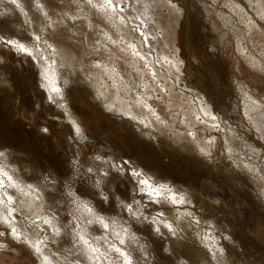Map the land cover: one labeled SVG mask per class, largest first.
Returning a JSON list of instances; mask_svg holds the SVG:
<instances>
[{
    "label": "rangeland",
    "instance_id": "374dc122",
    "mask_svg": "<svg viewBox=\"0 0 264 264\" xmlns=\"http://www.w3.org/2000/svg\"><path fill=\"white\" fill-rule=\"evenodd\" d=\"M20 1H23V3L21 2L22 6L18 7L12 0H0V154L2 155L0 159V205L6 208V210H10V208L15 210L16 207V203L12 207V202H7L8 199L5 196V193H9L10 190L8 186L9 179L6 177V171L10 170L8 173L12 174L11 177L15 182L19 185H24V188H31V193L27 192L25 196L26 198H31L33 194L32 201L36 199L34 201L35 204H41L42 210L39 212V216H27L13 210L15 215H13L14 220L12 222L10 221L7 224L0 222V264H40L36 257L37 255L35 256V253L29 247L27 248L24 242L25 237L23 238V236L25 230H33L34 232L37 230L39 233L35 232L36 236H38V238L36 237L37 241H40L43 245L45 243V248L52 251L50 252L55 255V259H59L60 264H93V261L94 264H98V262L101 264H118L119 262V264H226V262L227 264H264V200H261L264 199V141L261 140L258 131L253 128L252 121L244 111V108L249 106L248 96L256 102H260L259 104L264 109V57H262V55L264 56V22L263 20L260 21L261 19L257 18V15H254L255 12L252 11L251 7H246L245 2H243L244 0H165V3L164 0H153V2L152 0H140V4L136 2L138 0H107L109 3H105L104 1L106 0ZM101 1L111 6L113 14L116 13L118 16L115 15L120 17L123 24H126L127 27L128 25L131 26L128 27L131 31H129V34L132 37L129 43L120 34L116 26L114 27V25H110L107 22L103 25V21H100L101 4L104 5ZM142 2H152V4H149H151L153 12L155 11L156 17L164 19L168 16L172 17L176 26H174L175 33L172 41L169 43L170 45L165 47L161 45L159 40L163 36L160 35L162 31L158 28L156 29L153 23L148 22L146 18L144 20L142 16L140 18L143 22L140 23L141 20L138 17V12L142 9ZM79 4L81 5L79 6ZM94 4H98L99 6L96 7ZM139 5L141 6L139 7ZM170 5L172 8L177 9L170 11ZM233 5L234 8L232 7ZM94 6L95 8H93ZM22 7L23 10H21ZM249 7L250 9H247ZM132 8H134V11ZM41 9L43 11H39ZM131 11L135 14L133 15ZM94 13H97L98 16ZM175 13L179 14L175 16ZM53 14L58 15L55 17ZM78 15H80L79 19ZM128 15L130 18L133 16L131 18L132 21ZM247 16L249 20L246 18ZM24 17L32 20L28 21ZM57 17L60 19L55 21ZM81 17L85 18L82 20L83 23L81 22ZM179 17L181 21H179ZM51 18H54L56 22L53 23L54 25ZM47 20L52 22L48 23ZM38 22L41 23L38 24ZM249 22L250 26H255V31H259L261 27V32L252 33L249 30L245 31L249 27ZM55 24H57L56 27ZM90 24L92 25L90 26ZM52 25L56 30H59L56 31ZM65 26L71 31L67 28L65 29ZM107 26H109V29ZM242 26H246V28L244 27V29ZM132 27H135V29ZM231 27L233 28L231 29ZM242 29L245 33L241 32ZM146 33L148 35H145ZM154 33L155 35H153ZM214 35L215 37H213ZM35 36L37 39L33 38ZM53 36L58 37L53 38ZM139 36L141 38L147 37L148 41L146 39L143 40V38L141 40ZM151 36L153 37L151 38ZM246 38L247 40H245ZM136 40L139 43L141 42V46ZM145 41L149 44H145ZM79 42L80 45L78 44ZM216 42L221 44H219L220 47ZM245 42L247 43L245 44ZM225 43L226 45H224ZM159 45H161V48ZM17 46H23L26 49L20 52V47L18 48ZM151 46L154 48L151 49ZM237 46L241 47L240 50ZM27 47H32L31 51ZM117 47L120 48L117 49ZM54 48L58 51L60 50L62 53L68 50L65 56L66 59L67 57L68 59L70 58L71 62L69 59L66 62L67 64L65 63L66 66L55 65ZM122 48L126 49L125 52ZM157 48L160 49L158 50ZM139 49L140 51L144 49L145 52H139ZM114 50H116V53L118 50L124 53L121 54L120 52L119 54L118 52L117 57ZM105 51L108 53H105ZM165 51H168L167 54ZM146 52H148V56ZM100 53L103 55L101 56ZM125 53L126 55H124ZM120 55L126 59L124 58V60ZM161 55L162 57L159 58ZM246 56L252 60L250 58L247 60ZM117 58L118 61H116ZM127 61L131 62L127 63ZM246 62L248 64L251 62L252 64L249 66ZM260 63L262 64L260 65ZM175 64H177L179 69L178 72L174 71ZM256 65L262 70H258L257 72L258 67ZM125 67L128 69H124ZM152 70L154 71L153 73ZM46 72L48 74L44 75L43 73L46 74ZM121 72H123L122 75ZM49 73L53 77L49 78ZM163 74L165 76H162ZM178 74L180 75L177 76ZM159 75L160 77H158ZM168 75H170V79ZM137 76L138 79L136 78ZM161 76L163 79H161ZM116 78L118 79L117 82ZM113 79H116L115 82ZM162 81H164V85ZM94 84L95 86H93ZM132 85L135 86L132 87ZM102 86L106 90L107 88L111 90L108 93H111L113 96L110 94L109 100L107 99L108 95L104 98H99L98 88L103 89ZM123 86L125 90L122 93ZM128 86L131 87L128 88ZM168 86H172L174 89ZM166 88L167 90H165ZM130 89L132 90L130 91ZM51 92L53 94H50ZM242 92L247 93L243 94ZM55 93L56 95L60 94L61 98H56ZM122 94H125V97L121 96ZM167 94L172 96L170 97ZM140 95L141 98L139 97ZM177 95H180L181 99ZM116 96L124 98L125 102L132 105L130 110L135 112H133L134 117L129 116L127 118L122 112H120L121 115L119 114V111H117L119 106L113 100ZM127 96L129 99L126 98ZM183 96L185 97L184 99L182 98ZM102 99L108 101L105 102ZM142 99L145 101H142ZM108 102L113 103L112 105L116 107H110V103ZM199 102L200 104L205 102L209 105L213 113L212 119L198 112ZM167 103L176 104L177 108H175V105L166 107ZM245 103L247 104L245 105ZM187 108L194 110L192 112V121H194L193 124L196 122L195 128L193 125L189 127L185 124V127L183 126L184 120L181 111H187ZM108 109H111V111ZM178 109H181V111ZM173 113H175L176 117ZM132 118L134 119L132 120ZM180 119H182V122H180ZM150 120L151 124L149 123ZM172 121H175V123H171ZM153 124L154 126H152ZM162 126L165 127L162 128ZM206 128H209L210 131ZM170 131L173 135L175 133V138ZM141 133H146L145 137ZM165 133H167V136ZM177 133L178 135L180 134V139H176ZM230 136L234 139L232 140ZM196 139L202 148H206L204 151L206 153H199L196 149V142H194ZM233 142L235 145H233ZM238 149L239 151H236ZM235 160L238 162L236 161L235 163ZM231 168H236L237 171ZM259 168L261 169L259 170ZM111 173L113 176H111ZM149 173L152 177L148 176ZM109 184H111V187ZM156 190L161 191V194L157 193ZM3 194L4 197L2 196ZM37 196H39V199L36 198ZM175 203L176 205H174ZM177 204H180V206ZM94 211L100 220L97 221V224L88 221V215ZM185 211H188V213H185ZM128 212L130 213L128 214ZM168 212L172 213L169 214ZM163 213L165 214L163 215ZM170 215L173 221H171ZM83 220L85 221L82 222ZM14 222L19 223L16 224L17 227L14 225ZM54 223H57V226ZM197 223L200 225L198 226ZM193 225L196 226L193 227ZM220 227L222 228L218 229ZM12 228H14V231ZM157 228L160 230L164 229L165 233L163 231L159 233L158 231L160 230ZM51 229L52 231L55 230V233H58L60 230L61 232L57 235ZM83 229L85 238L87 239L84 245L81 238L78 237L80 235L79 230L82 231ZM116 229L120 232L128 229L135 239L132 238L130 240L126 238L127 240L121 242L118 234L114 231ZM21 232L23 233L21 234ZM65 232H67L66 235ZM87 233L90 234L88 235ZM46 236L48 240L45 241L47 239ZM51 237L54 238L51 239ZM86 244L87 246H85ZM234 244L236 248H234ZM83 249L87 255H85ZM120 250L124 254H128L129 262H123L120 253H117ZM92 252L94 253L92 254ZM131 252L132 255H130ZM90 254L96 258L91 260ZM222 254H224V257ZM201 256L203 257L201 258ZM88 258L89 260L87 261ZM110 258L111 261H109ZM130 258L135 259V263ZM198 260H201L202 263ZM202 260L205 261L203 262Z\"/></svg>",
    "mask_w": 264,
    "mask_h": 264
},
{
    "label": "bare ground",
    "instance_id": "6f19581e",
    "mask_svg": "<svg viewBox=\"0 0 264 264\" xmlns=\"http://www.w3.org/2000/svg\"><path fill=\"white\" fill-rule=\"evenodd\" d=\"M8 1V0H7ZM15 4H16V6H22L21 5V2L23 3V1H20V0H12ZM83 1V0H82ZM86 1V0H85ZM88 1H90V0H88ZM100 1V0H99ZM104 1V0H103ZM109 1V0H108ZM107 0L106 1H104L105 3L107 2V3H109ZM146 1V0H145ZM151 1V0H150ZM168 1V0H167ZM35 2H36V0H35ZM75 2V1H74ZM104 2H102L101 1V3H103L104 4ZM113 2V1H112ZM111 2V3H112ZM136 2H139V4H140V0H138V1H136ZM152 2H153V0H152ZM152 2H149V3H151L152 4ZM240 2V1H239ZM243 2H245V4H246V7H248V6H250L251 7V9H252V11L253 12H255L254 13V15H257L256 17L257 18H260L261 20L260 21H262L263 20V22H264V0H244ZM34 3V2H33ZM38 3V2H37ZM79 3V2H78ZM82 3V2H81ZM114 3V2H113ZM143 3V6H141V5H139V7L141 6L142 7V9H141V11L140 10H138V11H140V12H138L139 13V18H140V16H142V18H144V20H145V18L148 20V22L150 21L151 23H153L154 25L153 26H155L156 27V29L158 28L159 30H161L162 31V33L160 34L162 37H161V39H160V37H159V42L161 43V45L163 46V47H165V46H168V45H170L169 43L172 41V39H173V36H174V33H175V31H174V26H176L175 24H174V21H173V19H172V17L170 18L169 16L166 18L165 17V19L164 18H159V17H156V14L153 12V9H152V6H151V4H149V3H145V2H142ZM164 3H165V0H164ZM168 3V2H167ZM215 3V2H214ZM241 3V2H240ZM91 4V3H90ZM229 4H231V3H229ZM30 5V4H29ZM38 6H40L39 4H37ZM73 5V4H72ZM81 4H79V6H80ZM95 5V4H94ZM135 5H137V4H135ZM134 5V6H135ZM155 5V4H154ZM161 5V4H160ZM242 5V4H241ZM35 6V5H34ZM33 6V7H34ZM38 6H36V7H38ZM83 6V5H82ZM87 6V5H86ZM93 6V5H92ZM96 7H98L99 5L98 4H96L95 5ZM95 6L93 7V8H95ZM101 6H102V8H100V21L102 20L103 21V25L105 24V22H107V23H109L110 25H114V27L116 26V28H118V31L120 32V34H122L123 36H124V38L125 39H127L126 41L129 43L130 42V40H131V35L129 34V29H128V27L130 26V25H128V27L126 26V24H123L121 21V19H120V17H117L115 14H113V10L110 8L111 6H108V4H104V5H102L101 4ZM156 6H158V5H156ZM166 6H168L167 4H166ZM173 6V5H172ZM236 6H237V4H236ZM75 7V6H74ZM77 7V6H76ZM91 7V6H90ZM170 7H171V5H170ZM177 7H178V5H177ZM233 8H234V5L232 6ZM245 7V6H244ZM250 7L249 8H247V9H250ZM17 8V7H16ZM16 8H14V9H16ZM112 8H113V6H112ZM131 8V7H130ZM137 8V7H136ZM163 8V7H162ZM165 8V7H164ZM169 8V7H168ZM236 8V7H235ZM36 9H38V8H36ZM40 9V8H39ZM43 9V8H42ZM39 10V11H43V10ZM92 9V8H91ZM133 9V11H134V8H132ZM154 9H155V7H154ZM175 9H177V8H175ZM175 9L174 8H172L171 7V10L170 11H175ZM224 9V8H223ZM229 9V8H228ZM232 9V8H231ZM7 10V9H6ZM21 10H23V7H22V9ZM34 10V9H33ZM32 10V11H33ZM45 10H47V9H45ZM86 10V9H85ZM128 10V9H127ZM131 10V9H130ZM136 10V9H135ZM155 10H157V9H155ZM230 10V9H229ZM235 10V9H234ZM238 10V9H237ZM8 11V10H7ZM6 11V12H7ZM90 11V10H89ZM92 12H93V10H91ZM96 11H97V9H96ZM119 11V10H118ZM232 11V10H231ZM230 11V12H231ZM239 11V10H238ZM5 12V13H6ZM18 12V11H17ZM21 12V11H20ZM45 12V11H44ZM82 12V11H81ZM99 12V11H98ZM97 12V13H98ZM114 12H116V11H114ZM132 12V11H131ZM137 12V11H136ZM159 12H161V11H159ZM168 12V11H167ZM182 12V11H181ZM234 12V11H233ZM236 12V11H235ZM242 12H243V10H242ZM251 12V11H250ZM19 13V12H18ZM36 13H37V10H36ZM47 13V12H46ZM49 13H50V11H49ZM77 13V12H76ZM88 13V12H87ZM86 13V14H87ZM95 14L96 16H98V14ZM130 13V12H129ZM133 13V15L135 14L134 12H132ZM156 13H157V11H156ZM173 13V12H172ZM224 13V12H223ZM229 13V12H228ZM252 13V12H251ZM11 14V13H10ZM9 14V15H10ZM26 14V13H25ZM34 14H35V11H34ZM45 14V13H44ZM48 14V13H47ZM51 14V13H50ZM77 14H80V13H77ZM84 14V13H83ZM94 14H93V16H94ZM120 14V13H119ZM125 14V13H124ZM179 14V13H175L174 15L175 16H177V15ZM181 14V13H180ZM225 14V13H224ZM234 14V13H233ZM238 14V13H237ZM241 14V13H240ZM243 14H245V13H243ZM242 14V15H243ZM249 14V13H248ZM15 15H16V13H15ZM22 16H23V14H21ZM27 15V14H26ZM37 15V14H36ZM46 15V14H45ZM52 15V14H51ZM53 15H55V14H53ZM58 15V14H57ZM57 15H55V17L57 16ZM85 15V14H84ZM90 15V14H89ZM161 15V14H160ZM170 15V14H169ZM218 15V14H217ZM239 15V14H238ZM241 15V16H242ZM79 16L80 15H78L77 17H78V19H79ZM88 16V15H87ZM129 16V15H128ZM162 16V15H161ZM234 16V15H233ZM31 17V16H30ZM47 17V16H46ZM54 17V16H53ZM76 17V16H75ZM83 17V16H82ZM81 17V18H82ZM85 17V16H84ZM90 17V16H89ZM121 17H122V15H121ZM124 17H126V16H124ZM123 17V18H124ZM133 17V16H132ZM131 17V18H132ZM137 17V16H136ZM244 17H245V15H244ZM255 17V16H254ZM24 18H26V17H24ZM34 18V17H33ZM49 18H50V16H49ZM73 18V17H72ZM96 18V17H95ZM130 18V16H129V19H131ZM157 18V19H156ZM180 18V17H179ZM226 18V17H225ZM239 18V17H238ZM237 18V19H238ZM242 18V17H241ZM246 18H248V16L246 17ZM246 18H243V19H246ZM27 19V18H26ZM51 19H53V22H52V24L55 22V21H57V19H60L59 17H57V18H55L56 20L54 21V18H51ZM83 19H85V18H82L81 19V22H82V20ZM97 19V18H96ZM125 19V18H124ZM127 19V18H126ZM129 19H127V20H129ZM254 19V18H253ZM28 20V19H27ZM29 20H32V19H29ZM28 20V21H29ZM35 20V19H34ZM94 20V19H93ZM140 20H141V18H140ZM233 20V19H232ZM241 20V19H240ZM248 20H249V18H248ZM38 21V20H37ZM48 21V20H47ZM59 21V20H58ZM61 21V20H60ZM86 21V20H85ZM84 21V22H85ZM131 21H132V19H131ZM179 21H181V18L179 19ZM242 21V20H241ZM257 21H259L258 19H257ZM50 21H48V23H51ZM79 23H80V21H78ZM87 22V21H86ZM85 22V23H86ZM97 22H99V21H97ZM127 22V21H126ZM128 22H130V20L128 21ZM127 22V23H128ZM141 22H143V20H141L140 21V23ZM146 22V21H145ZM144 22V23H145ZM178 22V21H177ZM232 22V21H231ZM35 23H37V22H35ZM39 23H41V22H38V24ZM43 24H44V22H42ZM56 23V22H55ZM58 23V22H57ZM76 23V22H75ZM83 23V22H82ZM91 23V22H90ZM100 23V22H99ZM179 23V22H178ZM178 23H176V24H178ZM233 23V22H232ZM238 23V22H237ZM240 23V22H239ZM248 23V22H247ZM252 23H253V21H252ZM261 23V22H260ZM31 24V23H30ZM29 24V25H30ZM59 24V23H58ZM61 24V23H60ZM130 24V23H129ZM150 24V23H149ZM148 24V25H149ZM235 24V23H234ZM233 24V25H234ZM243 24V23H242ZM259 24V23H258ZM35 25V24H34ZM37 25V24H36ZM50 26H51V24H49ZM48 25V26H49ZM54 25V24H53ZM53 25H52V27H53ZM56 25L57 24H55V27H56ZM64 25V24H63ZM79 25V24H78ZM87 25V24H86ZM89 25V24H88ZM92 24H90V26H91ZM108 25V24H107ZM142 25V24H141ZM147 25V24H146ZM226 25V24H225ZM230 25V24H229ZM241 25V24H240ZM244 25V24H243ZM247 25V24H246ZM260 25V24H259ZM31 26V25H30ZM44 26V25H43ZM49 26V27H50ZM76 26V25H75ZM84 26V25H83ZM96 26V25H95ZM143 26V25H142ZM153 26H152V24H151V27L153 28ZM179 26H180V24H179ZM209 26V25H208ZM235 26H236V24H235ZM249 27H247L246 28V26H242L244 29H245V31L246 30H249L250 32H252V33H255V32H261V30L260 29H262L261 27L259 28V26H258V28H259V31H255L256 30V28H255V26L253 27V26H250V22H249V25H248ZM35 28H36V26H34ZM39 27V26H38ZM55 27H53L54 29H55ZM59 27V26H58ZM57 27V28H58ZM61 27H63V26H61ZM60 27V28H61ZM85 27V26H84ZM83 27V28H84ZM94 27V26H93ZM108 27V29H109V26H107ZM131 27V26H130ZM230 27V26H229ZM32 28H33V26H32ZM47 28V27H46ZM67 27L65 26V29H66ZM72 28V27H71ZM90 28V27H89ZM88 28V29H89ZM95 28V27H94ZM132 28H134L135 29V27H132ZM146 28V27H145ZM144 28V29H145ZM147 28H149V27H147ZM227 28V27H226ZM233 27H231V29H232ZM237 28V27H236ZM30 29H31V27H30ZM36 29H38V28H36ZM36 29H35V31H36ZM68 29V28H67ZM91 29H93V28H91ZM136 29H137V27H136ZM151 29V28H150ZM240 29V28H239ZM263 29H264V27H263ZM56 30V29H55ZM57 30H59V29H57ZM56 30V31H57ZM62 30V29H61ZM69 30V29H68ZM154 30V29H153ZM177 30V29H176ZM214 30V29H213ZM235 30V29H234ZM37 31H39V30H37ZM69 31H71V30H69ZM75 31V30H74ZM93 31V30H92ZM110 31V30H109ZM114 31L116 32V30L114 29ZM136 31V30H135ZM141 32H142V30H140ZM144 31V30H143ZM146 31V30H145ZM156 31V30H155ZM158 31V30H157ZM178 31V30H177ZM244 30L242 29V31L241 32H243ZM65 32V31H64ZM76 32V31H75ZM106 32H108L107 30H106ZM131 32V31H130ZM147 32V31H146ZM150 32V31H149ZM152 32V31H151ZM240 32V31H239ZM263 32V31H262ZM45 33H46V31H45ZM50 33V32H49ZM48 33V34H49ZM55 33V32H54ZM53 33V34H54ZM61 33V32H60ZM72 33V32H71ZM77 33H79L78 31H77ZM94 33V32H93ZM113 33V32H112ZM136 33V32H135ZM143 33H145V32H143ZM148 33V32H147ZM145 34V35H148V34ZM156 33V32H155ZM155 33L153 34V35H155ZM237 33V32H236ZM235 33V34H236ZM243 33H245V32H243ZM248 33V32H247ZM264 33V32H263ZM32 34V33H31ZM50 34H52V33H50ZM56 34V33H55ZM65 34V33H64ZM68 34V33H67ZM214 34V33H213ZM233 34V33H232ZM262 34V33H261ZM66 35V34H65ZM73 35V34H72ZM119 35V34H118ZM132 35H133V33H132ZM137 35V34H136ZM151 35V34H150ZM242 35V34H241ZM247 35V34H246ZM245 35V36H246ZM49 36V35H48ZM47 36V37H48ZM71 36V35H70ZM70 36H68V37H70ZM91 36V35H90ZM97 36V35H96ZM142 36H143V34H142ZM260 36H262V35H260ZM46 37V38H47ZM50 37V36H49ZM48 37V38H49ZM58 37V36H57ZM57 37H55V36H53V38H57ZM76 37V36H75ZM75 37H73V38H75ZM79 37V36H78ZM108 37H109V34H108ZM118 37V36H117ZM120 37V36H119ZM134 37H136V36H134ZM140 37V36H139ZM138 37V38H139ZM144 37V36H143ZM142 37V38H143ZM146 37V36H145ZM153 36H151V38H152ZM213 37H215V35L213 36ZM217 37V36H216ZM220 37V36H219ZM218 37V38H219ZM224 37V36H223ZM241 37H244V36H241ZM256 37V36H255ZM33 38H36L37 39V37L35 36V37H33ZM72 38V39H73ZM115 38V37H114ZM122 38V37H121ZM121 38H119V39H121ZM141 38V37H140ZM142 38H141V40H142ZM147 38V37H146ZM146 38H143V40L144 39H146ZM155 38V37H154ZM235 38V37H234ZM248 38V37H247ZM247 38L245 39V40H247ZM264 38V37H263ZM59 39V38H58ZM92 39V38H91ZM118 39V38H117ZM135 39V38H134ZM241 39V38H240ZM257 39V38H256ZM78 40H79V38H78ZM77 40V41H78ZM103 40V39H102ZM124 40V39H123ZM138 40V39H137ZM136 40V41H137ZM147 40V39H146ZM217 40V39H216ZM250 40H251V38H250ZM49 41H50V39H49ZM84 41V40H83ZM92 41V40H91ZM115 41V40H114ZM133 41V40H132ZM148 41V40H147ZM156 41V40H155ZM219 41H222V40H219ZM219 41H217V42H219ZM12 42V41H11ZM10 42V43H11ZM73 42V41H72ZM124 42V41H123ZM138 43H139V41H137ZM157 42H158V40H157ZM156 42V43H157ZM158 42V43H159ZM216 42V43H217ZM236 42H238V41H236ZM248 42V41H247ZM247 42H245V44L247 43ZM17 43V42H16ZM128 43H126V44H128ZM141 43V42H140ZM140 43H139V45H140ZM148 43V42H147ZM146 43V41H145V44H147ZM158 43H157V45H158ZM250 43V42H249ZM255 43V42H254ZM253 43V44H254ZM258 43V42H257ZM20 44L22 45V43L20 42ZM79 45H80V42L78 43ZM90 44H92V43H90ZM89 44V45H90ZM112 44H113V42H112ZM126 44H124V45H126ZM149 44V43H148ZM218 45L220 44V43H217ZM24 45V44H23ZM33 45V44H32ZM87 45V44H86ZM117 45H118V43H117ZM124 45H123V47H124ZM161 45H159L160 46V48H161ZM221 45V44H220ZM220 45H219V47H220ZM224 45H226V43L224 44ZM238 45H239V43H238ZM52 46V45H51ZM121 46V45H120ZM127 46V45H126ZM134 46V45H133ZM141 46V45H140ZM142 46H144V45H142ZM153 46V45H152ZM151 46V49L152 48H154V47H152ZM155 46V45H154ZM240 46V45H239ZM239 46H237L238 47V49L240 50V48L241 47H239ZM244 46V45H243ZM15 47V46H14ZM18 47V46H17ZM20 47V48H19ZM18 48L20 49V52H21V50H23V51H25V49L26 48H24L23 46H19ZM34 47V46H33ZM80 47V46H79ZM131 47V46H130ZM146 47V46H145ZM148 47V46H147ZM156 47V46H155ZM222 47V46H221ZM28 48V47H27ZM32 48V47H31ZM31 48H28L29 49V51H31L30 49ZM105 49H107L106 47H104ZM120 48V47H119ZM118 47H117V49H119ZM132 48V47H131ZM135 48V47H134ZM144 48V47H143ZM159 48V49H160ZM51 49H53V47H51ZM109 49H110V47H109ZM123 50H124V48H122ZM141 49V48H140ZM140 49H139V52H141L140 51ZM148 49V48H147ZM150 49V50H151ZM158 49V48H157ZM158 49V50H159ZM243 49V48H242ZM54 55H52V56H54V57H56V59H55V65H57V66H61V65H64V66H66L65 65V63L67 62V61H69V59H68V57H67V59H66V52L68 51H66L65 53L63 52H61L60 50L58 51L56 48H54ZM65 50V49H64ZM103 50V49H102ZM102 50H101V52H102ZM126 50V49H125ZM125 50H124V52H125ZM131 50H133V49H131ZM138 50V49H137ZM137 50H136V52H137ZM149 50V51H150ZM167 50V49H166ZM52 51V50H51ZM106 51H108V50H106ZM105 51V53H108V52H106ZM112 51H113V48H112ZM111 51V52H112ZM115 52L114 53H116V50H114ZM135 51V50H134ZM133 51V52H134ZM143 51H144V49H143ZM142 51V52H143ZM148 51V50H147ZM119 52V54H120V50H118L117 51V53ZM124 52H121V54H123ZM127 52H128V50H127ZM130 52V51H129ZM132 52V53H133ZM145 52V51H144ZM158 52V51H157ZM163 52V51H162ZM166 52V54H167V52L168 51H165ZM174 52V51H173ZM238 52V51H237ZM242 52V51H241ZM31 53H33V52H31ZM116 53V55H117V57H118V54ZM147 53L148 52H146V55H147ZM150 53H152V52H150ZM182 53V52H181ZM239 53V52H238ZM25 54V53H24ZM29 54V53H28ZM51 54H52V52H51ZM68 54V53H67ZM137 54V53H136ZM139 54V53H138ZM71 55V54H70ZM94 55V54H93ZM100 55L102 56L103 54H101L100 53ZM113 55V54H112ZM124 55H126V53L124 54ZM142 55H144V54H142ZM159 55H160V52H159ZM174 55H175V53H174ZM182 55V54H181ZM254 55V54H253ZM261 55V54H260ZM105 56V55H104ZM107 56V55H106ZM114 56H115V54H114ZM121 56V55H120ZM145 56V55H144ZM148 56V55H147ZM158 56V55H157ZM169 56V55H168ZM180 56V55H179ZM36 57V56H35ZM39 57V56H38ZM38 57H37V59H38ZM110 57V56H109ZM108 57V58H109ZM122 57V56H121ZM128 57V56H127ZM131 57V56H130ZM160 57H162V55L161 56H159V58ZM182 57V56H181ZM255 57V56H254ZM262 57H264L263 55H262ZM73 58V57H72ZM102 58V57H101ZM111 58H112V56H111ZM111 58H110V60H111ZM123 59L125 58L124 56L122 57ZM140 58V57H139ZM145 58V57H144ZM147 58V57H146ZM152 58V57H151ZM166 58V57H165ZM173 58V57H172ZM177 58V57H176ZM246 58H247V56H246ZM250 58V57H249ZM249 58H247V60L249 59ZM257 58V57H256ZM51 59H54V58H51ZM103 59V58H102ZM106 59V58H105ZM104 59V60H105ZM126 59V58H125ZM124 59V60H125ZM129 59H131V58H129ZM134 59V58H133ZM138 59V58H137ZM163 59V58H162ZM171 59V58H170ZM258 59V58H257ZM264 59V58H263ZM109 60V59H108ZM128 60V59H127ZM132 60V59H131ZM142 60V59H141ZM146 60V59H145ZM178 60V59H177ZM247 60H244V61H247ZM250 60H252L251 58H250ZM258 60H260V59H258ZM116 61H118V58H117V60ZM123 61V60H122ZM136 61V60H135ZM152 61V60H151ZM167 61H168V59L166 60V63H167ZM170 61H174V60H170ZM183 61V60H182ZM256 61V60H255ZM255 61H253V62H255ZM70 62H71V59H70ZM100 62H102V61H100ZM110 62H112V61H110ZM115 62V61H114ZM129 62H131V61H129ZM128 61H127V63H129ZM137 62V61H136ZM153 62V61H152ZM163 62H165V61H163ZM257 62H259V61H257ZM133 63V62H132ZM147 63V62H146ZM159 63V62H158ZM161 63V62H160ZM179 63V62H178ZM180 63H181V61H180ZM247 63V62H246ZM67 64V63H66ZM106 64V63H105ZM112 64V63H111ZM110 64V65H111ZM117 64V63H116ZM125 64H126V62H125ZM173 64V63H172ZM171 64V65H172ZM248 64V63H247ZM250 64H252L251 62H250ZM250 64H248L249 66H250ZM255 64V63H254ZM262 63H260V65H261ZM71 65V64H70ZM107 65V64H106ZM105 65V66H106ZM115 65V64H114ZM118 65H119V63H118ZM124 65V64H123ZM130 65V64H129ZM134 65V64H133ZM144 65V64H143ZM168 65V64H167ZM258 66H259V64H257ZM256 65V67H258ZM68 66V65H67ZM72 66V65H71ZM100 66V65H99ZM98 66V67H99ZM102 66V65H101ZM116 66V65H115ZM152 66H153V64H152ZM151 66V67H152ZM180 66H181V64H180ZM186 66V65H185ZM263 66V65H262ZM44 67V66H43ZM70 67V66H69ZM97 67V66H96ZM124 67V66H123ZM129 67H131V66H129ZM138 67H140V66H138ZM154 67V66H153ZM163 67H164V65H163ZM169 67V66H168ZM187 67V66H186ZM101 68V67H100ZM118 68V67H117ZM120 68V67H119ZM122 68V67H121ZM156 68V67H155ZM162 68V67H161ZM165 68V67H164ZM252 68H253V66H252ZM255 68V67H254ZM71 69V68H70ZM97 69V68H96ZM96 69H95V71H96ZM102 69V68H101ZM112 69V68H111ZM124 69H128V68H124ZM163 69V68H162ZM161 69V70H162ZM167 69V68H166ZM165 69V70H166ZM181 69H182V67H181ZM186 69V68H185ZM251 69V68H250ZM256 69V68H255ZM255 69H254V71H255ZM105 70H108V69H105ZM143 70V69H142ZM154 70V69H153ZM152 70V73L154 72V71H156V70H154L153 71ZM164 70V71H165ZM171 71H172V69H170ZM189 70V69H188ZM258 70H262V69H259V67L257 68V72H258ZM42 71H43V69H42ZM44 71H45V68H44ZM123 71V70H122ZM135 71V70H134ZM144 71V70H143ZM163 71V70H162ZM174 71L175 72H178L179 71V69H178V67H177V64H175L174 65ZM182 71V70H181ZM185 71V70H184ZM187 71V70H186ZM98 72H101V71H98ZM106 72H108V71H106ZM105 72V73H106ZM115 72H116V68H115ZM124 72V71H123ZM123 72H121V75H122V73ZM131 72V71H130ZM142 72V71H141ZM147 72V71H146ZM166 72H168L167 70H166ZM165 72V73H166ZM174 72V73H175ZM193 72V71H192ZM264 72V71H263ZM262 72V73H263ZM42 73V72H41ZM112 73V72H111ZM118 73V72H117ZM136 73H138L137 71H136ZM143 73V72H142ZM157 73H158V71H157ZM169 73V72H168ZM167 73V74H168ZM172 73V72H171ZM190 73V72H189ZM44 75H47L48 74V72H46V74L45 73H43ZM72 74V73H71ZM103 74V73H102ZM107 74V73H106ZM119 74H120V72H119ZM128 74H129V72H128ZM147 74V73H146ZM159 74V73H158ZM183 74V73H182ZM264 74V73H263ZM94 75V77H95V73L93 74ZM97 75V74H96ZM104 75V74H103ZM110 75H112V74H110ZM114 75H116V74H114ZM153 75V74H152ZM161 75V74H160ZM160 75L158 76V77H160ZM173 76H175L174 74H172ZM180 74H178L177 76H179ZM184 75V74H183ZM51 76H52V74L50 75V73H49V78H51ZM98 76V75H97ZM107 76V75H106ZM109 76V75H108ZM125 76H126V74H125ZM133 76V75H132ZM157 76V75H156ZM155 76V77H156ZM162 76H165L164 74L162 75ZM161 76V77H162ZM170 75H168V77H169ZM176 76V77H177ZM186 76V75H185ZM188 76V75H187ZM190 76H192V75H190ZM46 77H48V76H46ZM53 77V76H52ZM102 77V76H101ZM110 77H112V76H110ZM127 77V76H126ZM125 77V78H126ZM130 77V76H129ZM147 77V76H146ZM154 77V78H155ZM158 77H156V78H158ZM189 77V76H188ZM93 78V77H92ZM97 78V77H96ZM123 78V77H122ZM134 78H135V75H134ZM137 79H138V76L136 77ZM172 78V77H171ZM94 79V78H93ZM117 79V78H116ZM116 79H113V81L115 82V80ZM120 79V78H119ZM129 79V78H128ZM133 79V78H132ZM161 79H163V77L161 78ZM160 79V80H161ZM169 79H170V77H169ZM182 79V78H181ZM97 80V79H96ZM133 80H135V79H133ZM155 80V79H154ZM166 80V79H165ZM172 80V79H171ZM177 80H178V78H177ZM93 81H95V80H93ZM118 81V79L116 80V82ZM126 81H129V80H126ZM139 81V80H138ZM159 81V80H158ZM173 81V80H172ZM192 81V80H191ZM144 82V81H143ZM163 82V85H164V81H162ZM178 82V81H177ZM119 83V82H118ZM129 83V82H128ZM158 83V82H157ZM166 83V82H165ZM168 83V82H167ZM179 83V82H178ZM100 84V83H99ZM120 84V83H119ZM131 84V83H130ZM138 84V83H137ZM115 85V84H114ZM118 85V84H117ZM123 85V84H122ZM126 85V84H125ZM151 85V84H150ZM170 85V84H169ZM174 85V84H173ZM246 85V84H245ZM93 86H95V84L93 85ZM97 86V85H96ZM135 85H132V87H134ZM244 86V85H243ZM242 86V87H243ZM126 87V86H125ZM131 87V86H130ZM129 86H128V88H130ZM168 87H172V86H168ZM95 88V87H94ZM93 88V89H94ZM102 88H103V86H102ZM113 88V87H112ZM123 88V90H122V93H123V91L125 90L124 89V86L122 87ZM137 88V87H136ZM161 88V87H160ZM162 88H164V87H162ZM173 88V87H172ZM171 88V89H172ZM190 88V87H189ZM174 89V88H173ZM243 89V88H242ZM241 89V90H242ZM132 89H130V91H131ZM133 90H135V89H133ZM137 90V89H136ZM144 90H145V88H144ZM164 90V89H163ZM165 90H167V88L165 89ZM170 90V89H169ZM95 91H97L96 89H95ZM111 90H109L108 88H107V90H106V88L104 89H101V88H98V93H99V95H100V97L99 98H101V97H106L107 95V99L109 100V97H110V94L111 93H108V92H110ZM113 91V90H112ZM120 91V90H119ZM146 91V90H145ZM245 91V90H244ZM53 92V91H52ZM50 93V94H53V93ZM118 92V91H117ZM129 92V91H128ZM175 92V91H174ZM249 92V91H248ZM95 93V92H94ZM97 93V92H96ZM97 93V94H98ZM119 93V92H118ZM117 93V94H118ZM121 93V92H120ZM136 93V92H135ZM134 93V94H135ZM170 93V92H169ZM172 93V92H171ZM176 93V92H175ZM191 93V92H190ZM197 93V92H196ZM240 93H241V91H240ZM243 93V92H242ZM245 93H247V92H245ZM245 93H243V94H245ZM49 94V95H50ZM147 94V93H146ZM174 94V93H173ZM180 94H181V92H180ZM54 95H56V93L54 94ZM60 94H58V95H56V98H58V99H60L61 97L59 96ZM112 95V94H111ZM125 95V94H124ZM123 94L121 95V96H124ZM168 95V94H167ZM174 95H176V94H174ZM183 95V94H182ZM198 95V94H197ZM249 95H250V93H249ZM53 96V95H52ZM113 96V95H112ZM128 96H130V95H128ZM128 96L126 97V98H128ZM138 96V95H137ZM136 96V97H137ZM143 96V95H142ZM164 96V95H163ZM162 96V97H163ZM168 96H170V95H168ZM172 96V95H171ZM170 96V97H171ZM178 97L180 96V95H177ZM176 96V97H177ZM193 96V95H192ZM199 96V95H198ZM125 97V96H124ZM140 98H141V95L139 96ZM181 97V96H180ZM179 97V98H180ZM194 97V96H193ZM150 98V97H149ZM168 98V97H167ZM183 99L185 98L184 96L182 97ZM196 98V97H195ZM202 98V97H201ZM113 99V98H112ZM129 99V98H128ZM144 99V98H143ZM142 99V101H145V100H143ZM181 99V98H180ZM197 99V98H196ZM248 102H249V106L248 107H243L245 110V113L247 114V116L249 117V119L252 121V126H253V128L256 130V131H258V135H260V138H261V140H263L264 141V109L262 108V106L258 103V102H256L255 100H253L250 96H248ZM256 99V98H255ZM102 100H104V99H102ZM108 100H104L105 102H107ZM114 101H116V105L117 106H119L118 107V110L117 111H119V114H120V112H122V113H124L126 116H127V118L130 116V117H134L135 115H133V112L134 111H132V110H130L131 109V104H129V103H127V102H125V100H124V98L122 99L120 96H116V98H114L113 99ZM150 100V99H149ZM168 100V99H167ZM172 100V99H171ZM245 100V99H244ZM103 101V102H104ZM128 101V100H127ZM133 101V100H132ZM210 101V100H209ZM110 102H111V99H110ZM110 102H108V103H110ZM113 102V101H112ZM149 102V101H148ZM165 102V101H164ZM178 102H180V101H178ZM182 102H184V101H182ZM191 102V101H190ZM198 102V101H197ZM197 102H195V104L197 103ZM246 102V101H245ZM133 103V102H132ZM144 103V102H143ZM203 103V102H202ZM200 104V102H199V110H198V112L199 113H201L203 116H206V117H210V119H212L211 117H213V113L211 112V109H210V107H209V105H207L205 102L203 103V104ZM243 103V102H242ZM106 105H107V103H105ZM113 104V103H112ZM111 103H110V107H113L114 105H112ZM168 104V103H167ZM184 104V103H183ZM240 104V103H239ZM247 103H245V105H246ZM261 104H263V103H261ZM104 105V104H103ZM135 105V104H134ZM142 105V104H141ZM145 105H147V104H145ZM170 105H172V106H174L175 105V108H177L176 106V104H168V105H166V107L168 106H170ZM186 105H188V103H186ZM186 105H183V106H186ZM192 105V104H191ZM197 105H198V103H197ZM241 105V104H240ZM108 106V105H107ZM235 106V105H234ZM114 107H116V106H114ZM134 107V106H133ZM239 107V106H238ZM107 108V107H106ZM154 108V107H153ZM164 108H165V105H164ZM180 108H182V107H180ZM184 108V107H183ZM186 108V107H185ZM195 108V107H194ZM212 108V107H211ZM237 108V107H236ZM242 108V109H243ZM134 110H135V108H133ZM141 109V108H140ZM167 109V108H166ZM233 109V108H232ZM234 109H235V107H234ZM241 109V110H242ZM109 110V109H108ZM113 110V109H112ZM137 110H139V109H137ZM165 110V109H164ZM178 110H180L181 111V109H178ZM213 110V109H212ZM236 110V109H235ZM109 111H111V109L109 110ZM154 111H155V108H154ZM196 111H197V109H196ZM139 112H140V110H139ZM170 112H171V109H170ZM182 113H183V115H182V113H180L182 116H183V120H184V124H183V126L186 124L187 126H191V125H193L194 126V128L196 127L195 126V124H196V122H195V124H193L194 123V121H192V112H194V110H192L191 108L190 109H188L187 108V111L185 110L184 112L183 111H181ZM241 112V111H240ZM117 113V112H116ZM135 113V112H134ZM137 113V112H136ZM141 113V112H140ZM146 113V112H145ZM153 113V112H152ZM163 113V112H162ZM124 114H122V115H124ZM171 114V113H170ZM174 115H175V113H173ZM196 114V113H195ZM245 114V115H246ZM121 115V114H120ZM166 115V114H165ZM240 115V114H239ZM143 116H145V115H143ZM148 116V115H147ZM155 116V115H154ZM177 116H178V114H177ZM180 116V115H179ZM199 116V115H198ZM197 116V117H198ZM216 116V115H215ZM125 117V116H124ZM141 117V116H140ZM151 117V116H150ZM159 117V116H158ZM175 117H176V115H175ZM246 117V116H245ZM143 118V117H142ZM152 118V117H151ZM169 118V117H168ZM172 118V117H171ZM204 118V117H203ZM215 118V117H214ZM134 118H132V120H133ZM146 119V118H145ZM147 119H149V118H147ZM161 119H162V116H161ZM235 119V118H234ZM144 120V119H143ZM169 120V119H168ZM175 120H176V118H175ZM181 121L180 122H182V119H180ZM197 120V119H196ZM199 120V119H198ZM216 120V119H215ZM228 120V119H227ZM138 121V120H137ZM145 121V120H144ZM201 121H203L202 119H201ZM205 121V120H204ZM143 122V121H142ZM147 122V121H146ZM164 122V121H163ZM169 122V121H168ZM210 122V121H209ZM216 122V121H215ZM220 122V121H219ZM149 123L151 124L152 122H151V120L149 121ZM162 123V122H161ZM160 123V124H161ZM170 123V122H169ZM168 123V124H169ZM171 123H175V121H172ZM205 123V122H204ZM208 123V122H207ZM216 124V123H215ZM236 124V123H235ZM139 125V124H138ZM141 125H142V123H141ZM165 125H166V123H165ZM179 125V124H178ZM201 125H202V123H201ZM144 126V125H143ZM152 126H154V124L152 125ZM159 126V125H158ZM167 126V125H166ZM171 126V125H170ZM169 126V127H170ZM210 126H211V124H210ZM221 126V125H220ZM165 126H162V128H164ZM168 127V126H167ZM172 128H173V126H171ZM179 127H180V125H179ZM182 127V126H181ZM185 127V126H184ZM202 127H204V126H202ZM209 127V126H208ZM177 128H178V126H177ZM193 128V127H192ZM205 128V127H204ZM221 128V127H220ZM250 128V127H249ZM153 129V128H152ZM151 129V130H152ZM168 129V128H167ZM207 129V128H206ZM216 129V128H215ZM218 130H219V128H217ZM79 130V129H78ZM165 130V129H164ZM183 130H186V129H183ZM183 130H181V131H183ZM192 130V129H191ZM208 131H210V129L208 128L207 129ZM238 130V129H237ZM250 130V129H249ZM156 131H157V128H156ZM163 131V130H162ZM167 131V130H166ZM174 131V130H173ZM199 131V130H198ZM208 131H206V132H208ZM245 131V130H244ZM177 132V131H176ZM184 132V131H183ZM187 132H188V130H187ZM197 132V131H196ZM217 132V131H216ZM219 132V131H218ZM157 133V132H156ZM170 133H171V131H170ZM179 133V132H178ZM178 133H177V137H176V139L178 138V139H180V137H179V135H178ZM185 133V132H184ZM211 133V132H210ZM251 133H253V132H251ZM142 134V133H141ZM144 134V137H145V135H146V133H143ZM142 134V135H143ZM166 134V136H167V133H165ZM172 134V133H171ZM183 134V133H182ZM181 134V135H182ZM190 134V133H189ZM227 134V133H226ZM159 135V134H158ZM173 135V134H172ZM174 135H175V133H174ZM173 135V136H174ZM184 135V134H183ZM203 135V134H202ZM207 135V134H206ZM253 135V134H252ZM147 136H148V134H147ZM146 136V137H147ZM196 136V135H195ZM198 136H199V134H198ZM201 136V135H200ZM208 136V135H207ZM210 136V135H209ZM223 136V135H222ZM228 136V135H227ZM203 137V136H202ZM220 137V136H219ZM231 138H232V136H230ZM229 137V138H230ZM259 137V136H258ZM257 137V138H258ZM148 138V137H147ZM171 138V137H170ZM174 138H175V136H174ZM200 138V137H199ZM198 138V139H199ZM195 139V138H194ZM193 139V140H194ZM202 139V138H201ZM215 139V138H214ZM226 139H227V137H226ZM234 138H232V140H233ZM255 139V138H254ZM188 140H189V137H188ZM203 140V139H202ZM224 140H225V138H224ZM256 140V139H255ZM260 140V139H259ZM260 140V141H261ZM171 141V140H170ZM174 141V140H173ZM201 141V140H200ZM227 141V140H226ZM225 141V142H226ZM235 141V140H234ZM176 142V141H175ZM190 142H191V140H190ZM194 142H196V149L199 151V153L200 152H203V154L204 153H206V152H204L205 151V149L204 148H202V146L199 144V141L196 139ZM193 142V143H194ZM203 142V141H202ZM207 142V141H206ZM205 142V143H206ZM192 143V144H193ZM217 143H218V141H217ZM229 143V142H228ZM228 143H227V145H228ZM230 143H231V140H230ZM177 144V143H176ZM191 144V143H190ZM191 144V145H192ZM210 144V143H209ZM224 144H226V143H224ZM252 144V143H251ZM262 144V143H261ZM194 145V144H193ZM203 145V144H202ZM233 145H235L234 144V142H233ZM242 145H244V144H242ZM241 145V146H242ZM255 145V144H254ZM263 145V144H262ZM178 146V145H177ZM206 146V145H205ZM209 146V145H208ZM229 146V145H228ZM231 146V145H230ZM179 147V146H178ZM225 147V146H224ZM223 147V148H224ZM233 147V146H232ZM237 148H238V146H236ZM244 147H246L245 145H244ZM243 147V148H244ZM180 148V147H179ZM191 148H193L192 146H191ZM234 149V148H233ZM250 149V148H249ZM252 149V148H251ZM262 149V148H261ZM188 150V149H187ZM189 150H192V149H189ZM194 150V149H193ZM235 150V149H234ZM255 150V149H254ZM1 151V150H0ZM224 151L226 152V150H225V148H224ZM230 151H232V150H230ZM236 151H239V149L238 150H236ZM257 151V150H256ZM260 151V150H259ZM250 152V151H249ZM190 153V152H189ZM208 153V152H207ZM251 153V152H250ZM259 153V152H258ZM262 153V152H261ZM197 154V153H196ZM209 154V153H208ZM228 154V153H227ZM233 154V153H232ZM257 154V153H256ZM1 155V154H0ZM200 155H202V154H200ZM229 155V154H228ZM227 155V156H228ZM199 156V155H198ZM260 156V155H259ZM258 156V157H259ZM1 157H2V155L0 156V159H1ZM8 157V156H7ZM262 157V156H261ZM231 158V157H230ZM207 159V158H206ZM234 159V158H233ZM239 159V158H238ZM242 159H244V158H242ZM4 161V160H3ZM232 161V160H231ZM236 161L237 160H235V163H236ZM8 162V161H7ZM238 162V161H237ZM246 162V161H245ZM2 164V163H1ZM3 165V164H2ZM9 165V164H8ZM238 165V164H237ZM236 165V166H237ZM6 167H7V165H5ZM108 166V165H107ZM247 166V165H246ZM263 166V165H262ZM102 167V166H101ZM109 167V166H108ZM255 167V166H254ZM257 167V166H256ZM1 168V167H0ZM10 168H12V167H10ZM19 168V167H18ZM238 168V167H237ZM250 168V167H249ZM231 169H233V168H231ZM235 170H236V168H234ZM233 169V170H234ZM240 169V168H239ZM243 169V168H242ZM261 168H259V170H260ZM4 170H5V168H4ZM3 170V171H4ZM139 170V169H138ZM141 170V169H140ZM241 170V169H240ZM245 170V169H244ZM252 171H253V169H251ZM10 171V170H9ZM9 171H6L5 173H6V177L9 179V184H8V186H9V188H10V190H9V193H5L6 195V197H7V202H12V207H13V205H14V203H16L15 205H16V207H15V210L17 211V212H20V213H22V214H24V215H27V216H39V212L42 210V205L41 204H38L37 205V203L35 204V202L34 201H36V199L34 200L33 199V201H32V195H31V198L30 197H28V198H26V196H25V193H27V192H30L31 191V188L30 187H28V188H24V185H19L17 182H15V180L11 177V175L8 173ZM17 171V170H16ZM23 171V170H22ZM107 171V170H106ZM237 171V170H236ZM246 171H247V169H246ZM245 171V172H246ZM250 171V170H249ZM262 171V170H261ZM108 172V171H107ZM141 172V171H140ZM145 172V171H144ZM1 173V172H0ZM12 173H14V172H12ZM145 173H147V172H145ZM232 173V172H231ZM234 173V172H233ZM247 173V172H246ZM257 173H258V171H257ZM260 173V172H259ZM263 173V172H262ZM16 174V173H15ZM107 174V173H106ZM143 174V173H142ZM236 174H238V173H236ZM243 174H244V171H243ZM3 175V174H2ZM239 175H241V174H239ZM247 175V174H246ZM3 176H5V175H3ZM17 176V175H16ZM107 176V175H106ZM109 176V175H108ZM111 176H113V174L111 173ZM137 176V175H136ZM148 176H151L150 175V173H149V175ZM147 176V177H148ZM252 176V175H251ZM13 177H14V175H13ZM139 177V176H138ZM146 177V178H147ZM152 177V176H151ZM249 177V176H248ZM18 178V177H17ZM114 178V177H113ZM117 178V177H116ZM150 178V177H149ZM154 178V177H153ZM3 179H4V177H3ZM152 179V178H151ZM159 179V178H158ZM253 179H254V176H253ZM109 180H110V178H109ZM140 180V179H139ZM250 180V179H249ZM4 181V180H3ZM18 181V180H17ZM112 181V180H111ZM135 181V180H134ZM156 181H157V178H156ZM110 182V181H109ZM155 182V181H154ZM107 183V182H106ZM105 183V184H106ZM147 183V182H146ZM157 183V182H156ZM162 183V182H161ZM160 183V184H161ZM2 184V183H1ZM103 184V183H102ZM144 184H145V182H144ZM251 184V183H250ZM258 184H259V182H258ZM110 185V187H111V184H109ZM166 185V184H165ZM164 185V186H165ZM1 186V185H0ZM3 186V185H2ZM106 186H107V184H106ZM114 186V185H113ZM139 186V185H138ZM156 186H158L157 184H156ZM168 186V185H167ZM166 186V187H167ZM5 187H6V185H5ZM147 187V186H146ZM154 187V186H153ZM173 187V186H172ZM37 188H38V186H37ZM144 188V187H143ZM159 188V187H158ZM258 188V187H257ZM113 189H114V187H113ZM171 189V188H170ZM139 190V189H138ZM153 190V189H152ZM167 190V189H166ZM172 190H174V189H172ZM176 190V189H175ZM264 190V189H263ZM2 191V190H1ZM5 191V190H4ZM3 191V192H4ZM167 191H169V190H167ZM178 191V190H177ZM155 192V191H154ZM156 192L157 193H160L161 194V191H159V190H156ZM171 192V191H170ZM31 193V192H30ZM30 193H28V194H30ZM33 193V192H32ZM152 193V192H151ZM172 193V192H171ZM2 194V193H1ZM34 194H35V192H34ZM117 194V193H116ZM144 194H147V193H144ZM163 194V193H162ZM165 194V193H164ZM184 194V193H183ZM263 194V193H262ZM37 195V194H36ZM137 195V194H136ZM152 195V194H151ZM171 195V194H170ZM1 196V195H0ZM3 197H4V194L2 195ZM143 196V195H142ZM39 196H37L36 198L37 199H39L38 198ZM115 197V196H114ZM153 197H155V196H153ZM187 197V196H186ZM189 197V196H188ZM187 197V198H188ZM261 197V196H260ZM41 198H43V197H41ZM40 198V199H41ZM146 198H147V196H146ZM163 198H165V197H163ZM172 198H174V197H172ZM184 198V197H183ZM190 198V197H189ZM194 198V197H193ZM264 198V197H263ZM4 199V198H3ZM44 199V198H43ZM118 199V198H117ZM135 199V198H134ZM140 199V198H139ZM142 199V198H141ZM149 199H151V198H149ZM177 199V198H176ZM42 200V199H41ZM161 200V199H160ZM261 200H264V199H261ZM15 201V202H14ZM118 201H119V199H118ZM139 201V200H138ZM151 201V200H150ZM156 201H158V200H156ZM169 201V200H168ZM172 201H173V199H172ZM175 201V200H174ZM177 201V200H176ZM190 201V200H189ZM0 202H1V199H0ZM38 203H39V201H37ZM122 202V201H121ZM4 203V202H3ZM41 203V202H40ZM42 203H43V201H42ZM101 203V202H100ZM182 203V202H181ZM189 203V202H188ZM8 204V203H7ZM91 204V203H90ZM94 204V203H93ZM132 204V203H131ZM140 204V203H139ZM143 204V203H142ZM151 204V203H150ZM161 204V203H160ZM183 204V203H182ZM181 204V205H182ZM186 204V203H185ZM190 204H191V202H190ZM189 204V205H190ZM196 204V203H195ZM4 205H6V204H4ZM44 205V204H43ZM125 205V204H124ZM164 205V204H163ZM162 205V206H163ZM171 205V204H170ZM174 205H176V203L174 204ZM177 205H179L180 206V204H177ZM188 205V206H189ZM8 206V205H7ZM127 206V205H126ZM158 206H159V204H158ZM173 206V205H172ZM187 206V207H188ZM98 207V206H97ZM147 207V206H146ZM154 207V206H153ZM160 207V206H159ZM165 207V206H164ZM167 207V206H166ZM171 207V206H170ZM192 207V206H191ZM10 208V207H9ZM133 208V207H132ZM144 208V207H143ZM148 208V207H147ZM155 208V207H154ZM168 208V207H167ZM8 209V208H7ZM44 209V208H43ZM162 209V208H161ZM165 209V208H164ZM170 209V208H169ZM14 209L12 208H10V210H6V208H4V207H2L1 205H0V222H4V223H8V222H12L13 220H14V216L13 215H15V210L13 211ZM85 210V209H84ZM97 210V209H96ZM86 211V210H85ZM97 211H99V210H97ZM160 211H162V210H160ZM170 211V210H169ZM174 211V210H173ZM88 212H89V210H88ZM113 212V211H112ZM164 212V211H163ZM115 213V212H114ZM130 212H128V214H129ZM166 213V212H165ZM165 213H163V215L165 214ZM169 213V212H168ZM167 213V214H168ZM170 213H172V212H170ZM169 213V214H170ZM185 213H188V211L186 212L185 211ZM152 214V213H151ZM148 215V214H147ZM176 215V214H175ZM26 216V217H27ZM83 216V215H82ZM150 216V215H149ZM84 217V216H83ZM83 217H82V219H83ZM99 216L96 214V212L94 211L93 213H91L90 215H88V221H90V223H95V224H97V221H100L99 220V218H98ZM125 217V216H124ZM139 217V216H138ZM147 217V216H146ZM166 217V216H165ZM170 217H171V215H170ZM170 217H168L169 219H170ZM59 218V217H58ZM133 218V217H132ZM131 218V219H132ZM135 218V217H134ZM157 218V217H156ZM180 218V217H179ZM187 218V217H186ZM79 219V218H78ZM146 219V218H145ZM158 219V218H157ZM46 220H49V219H46ZM51 220V219H50ZM49 220V221H50ZM129 220H130V218H129ZM159 220V219H158ZM188 220V219H187ZM214 220V219H213ZM16 221V220H15ZM48 221V222H49ZM85 220H83L82 222H84ZM153 221V220H152ZM163 221V220H162ZM171 221H173L172 220V217H171ZM178 221V220H177ZM176 221V222H177ZM190 221V220H189ZM52 222H54V221H52ZM52 222H50V223H52ZM106 222V221H105ZM128 222V221H127ZM141 222V221H140ZM167 222V221H166ZM197 222V221H196ZM213 222V221H212ZM211 222V223H212ZM15 223V222H14ZM18 223V222H17ZM17 223H15L14 225L17 227ZM76 223H77V219H76ZM89 223V222H88ZM107 223V222H106ZM139 223V222H138ZM153 223V222H152ZM180 223V222H179ZM184 223V222H183ZM189 223V222H188ZM205 223V222H204ZM206 223H207V221H206ZM10 224V223H9ZM19 224V223H18ZM57 224V223H56ZM55 223H54V225H56ZM102 224V223H101ZM108 224V223H107ZM129 224V223H128ZM132 224H133V222H132ZM131 224V225H132ZM142 224V223H141ZM173 224H174V222H173ZM198 224V223H197ZM20 225H21V222H20ZM19 225V226H20ZM52 225H53V223H52ZM106 225V224H105ZM131 225H129V226H131ZM134 225V224H133ZM149 225H151V224H149ZM165 225V224H164ZM186 225H187V223H186ZM200 224H198V226H199ZM212 225H213V223H212ZM2 226V225H1ZM4 226V225H3ZM12 226V225H11ZM50 226V225H49ZM57 226V225H56ZM59 226V225H58ZM79 226V225H78ZM85 226V225H84ZM92 226V225H91ZM114 226V225H113ZM136 226V225H135ZM141 226H143V225H141ZM141 226H139V227H141ZM159 226V225H158ZM179 226H180V224H179ZM188 226V225H187ZM196 225H193V227H195ZM197 226V228H199ZM9 228H10V226H8ZM15 227V228H16ZM55 227V226H54ZM88 227V226H87ZM106 227V226H105ZM108 227V226H107ZM118 227H119V225H118ZM157 227V226H156ZM166 227H168V226H166ZM212 227V226H211ZM215 227V226H214ZM217 227V226H216ZM219 227V226H218ZM52 228V227H51ZM60 228V227H59ZM81 228V227H80ZM90 228V227H89ZM121 228V227H120ZM135 228V227H134ZM133 228V229H134ZM138 228V227H137ZM136 228V229H137ZM160 228V227H159ZM159 228H157V229H159ZM190 228H192L191 226H190ZM222 227H220V228H218V229H221ZM13 229V231H14V228H12ZM132 229V230H133ZM176 229V228H175ZM181 229V228H180ZM216 229V228H215ZM59 230V229H58ZM57 230V231H58ZM102 230V229H101ZM104 230V229H103ZM108 230V229H107ZM124 230V229H123ZM139 230H141V229H139ZM139 230H138V232H139ZM160 230V229H159ZM164 229H161L160 231H158L159 233L161 232V231H163ZM225 230V229H224ZM12 231V230H11ZM51 231H52V229H51ZM55 230H53L52 232H54ZM80 231V235L78 236L79 238H81V240H82V242H83V245H84V242H85V240H87L86 238H85V232H84V229L81 231V230H79ZM90 231H92V230H90ZM115 231V233L116 234H118V236H119V239H120V241L121 242H124L125 240H127L128 238L131 240L132 238H134L133 237V235H131L130 233H129V231H128V229L127 230H125V231H122V232H120L118 229H116V230H114ZM137 231V230H136ZM156 231V230H155ZM168 231V230H167ZM185 231V230H184ZM190 231V230H189ZM189 231H188V234H189ZM214 231V230H213ZM217 231V230H216ZM215 231V232H216ZM35 232H37V230L35 231ZM33 230L32 231H28V230H25L24 231V236H23V238L25 237V243H26V245H27V248L29 247V249L31 250V251H33L34 253H35V256L38 258V260H39V263L40 264H60V262H59V259H55L56 257H55V255H53L49 250H47L46 248H45V243H44V245L40 242V241H37V238H38V236H36V233H35ZM59 232H61V230L59 231ZM59 232L57 233V235L59 234ZM78 232V231H77ZM87 232V231H86ZM133 232V231H132ZM164 233H165V231H163ZM176 232H177V229H176ZM191 232H192V230H191ZM211 232V231H210ZM15 233V232H14ZM14 233H12V234H14ZM23 232H21V234H22ZM38 233V232H37ZM55 233V232H54ZM54 233H52V234H54ZM55 233V234H56ZM66 233L67 232H65V235H66ZM106 233V232H105ZM114 233V234H115ZM135 233V232H134ZM163 233V234H164ZM174 233V232H173ZM179 233V232H178ZM196 233V232H195ZM207 233H209V232H207ZM212 233V232H211ZM18 234V233H17ZM39 234V233H38ZM88 234V233H87ZM90 234V233H89ZM88 234V235H89ZM92 234V233H91ZM133 234V233H132ZM162 234V235H163ZM180 234V233H179ZM185 234H187L186 232H185ZM187 234V235H188ZM197 234V233H196ZM203 234V233H202ZM14 235H16V234H14ZM64 235V236H65ZM194 235V234H193ZM16 236H18V235H16ZM91 236V235H90ZM98 236V235H97ZM103 236V235H102ZM106 236H108V235H106ZM158 236V235H157ZM160 236V235H159ZM165 236V235H164ZM168 236V235H167ZM183 236V235H182ZM208 236V235H207ZM214 236V235H213ZM218 236V235H217ZM227 236V235H226ZM37 237V238H36ZM47 237V236H46ZM76 237V236H75ZM135 237H137V236H135ZM166 237V236H165ZM187 237V236H186ZM185 237V238H186ZM199 237V236H198ZM206 237V236H205ZM211 237H212V235H211ZM228 237V236H227ZM49 238H50V236H49ZM54 238V237H53ZM52 237H51V239H53ZM115 238V237H114ZM127 238V239H126ZM209 238V237H208ZM214 238V237H213ZM216 238V237H215ZM95 239V238H94ZM108 239V238H107ZM116 239V238H115ZM135 239V238H134ZM133 239V240H134ZM170 239V238H169ZM207 239V238H206ZM210 239V238H209ZM40 240V239H39ZM46 240H48V237H47V239H45V241ZM50 240V239H49ZM55 240V239H54ZM54 240H52V241H54ZM70 240V239H69ZM68 240V241H69ZM89 240V239H88ZM167 240V239H166ZM173 240V239H172ZM200 240V239H199ZM218 240V239H217ZM230 240V239H229ZM11 241V240H10ZM51 241V240H50ZM49 241V242H50ZM56 241V240H55ZM54 241V242H55ZM80 241V240H79ZM119 241V240H118ZM171 241V240H170ZM201 241H202V239H201ZM219 241V240H218ZM20 242V241H19ZM48 242V241H47ZM46 242V243H47ZM101 242V241H100ZM104 242H106V241H104ZM129 242V241H128ZM135 242V241H134ZM172 242V241H171ZM204 242H205V240H204ZM215 242V241H214ZM220 242H221V240H220ZM4 243V242H3ZM87 243V242H86ZM91 243V242H90ZM93 243V242H92ZM120 243V242H119ZM202 243V242H201ZM209 243H210V240H209ZM230 243V242H229ZM6 244V243H5ZM10 244V243H9ZM54 244V243H53ZM123 244V243H122ZM216 244V243H215ZM233 244V243H232ZM236 244V243H235ZM234 244V245H235ZM70 245V244H69ZM83 245H82V247H83ZM96 245V244H95ZM99 245V244H98ZM102 245V244H101ZM111 245V244H110ZM203 245V244H202ZM220 245V244H219ZM218 245V246H219ZM8 246V245H7ZM59 246V245H58ZM85 246H87V244L85 245ZM90 246V245H89ZM114 246H115V244H114ZM113 246V247H114ZM119 246V245H118ZM233 246V245H232ZM16 247H17V245H16ZM20 247V246H19ZM95 247V246H94ZM101 247V246H100ZM109 247H111V246H109ZM138 247V246H137ZM205 247V246H204ZM231 247V246H230ZM13 248V247H12ZM105 248V247H104ZM118 248V247H117ZM121 248V247H120ZM133 248V247H132ZM208 248V247H207ZM210 248V247H209ZM219 248V247H218ZM234 248H236V245H235V247ZM87 249V248H86ZM90 249V248H89ZM103 249V248H102ZM124 249V248H123ZM211 249H212V247H211ZM53 250V249H52ZM82 250V249H81ZM81 250H80V252H81ZM100 250V249H99ZM98 250V251H99ZM118 250V249H117ZM206 250V249H205ZM223 250V249H222ZM83 251L85 252V250L83 249ZM90 251H91V249H90ZM93 251H94V249H93ZM110 251V250H109ZM112 251V250H111ZM115 251H116V249H115ZM207 251V250H206ZM224 251V250H223ZM128 252H129V247H128ZM216 252V251H215ZM226 252V251H225ZM14 253V252H13ZM54 253H55V251H54ZM88 253H89V251H88ZM94 252H92V254H93ZM103 253V252H102ZM117 253H120V256H121V258L123 259V262H125V263H127V262H129L128 260H129V256H127L128 254H124V252L122 251L121 252V250L120 251H117ZM136 253V252H135ZM134 253V254H135ZM227 253V252H226ZM92 254H90V259L91 260H94L95 258H94V256L92 255ZM134 254H133V256H134ZM137 254V253H136ZM215 254V253H214ZM85 255H87L86 254V252H85ZM109 255V254H108ZM111 255H113V254H111ZM130 255H132V252H131V254ZM146 255V254H145ZM224 254H222V256H223ZM228 255V254H227ZM21 256V255H20ZM81 256V255H80ZM84 256V255H83ZM97 256V255H96ZM103 256V255H102ZM136 256V255H135ZM13 257V256H12ZM110 257V256H109ZM108 257V258H109ZM137 257V256H136ZM135 257V258H136ZM200 257V256H199ZM203 256H201V258H202ZM215 257V256H214ZM217 257V256H216ZM224 257V256H223ZM111 258H112V256H111ZM111 258H110V260L109 261H111ZM142 258V257H141ZM222 258V257H221ZM84 259V258H83ZM97 259H99V257H97ZM131 259V258H130ZM133 259V258H132ZM131 259V260H132ZM137 259H138V257H137ZM25 260V259H24ZM76 260V259H75ZM89 260V258L87 259V261ZM222 260V259H221ZM228 260V259H227ZM231 260V259H230ZM105 261V260H104ZM135 261V259H133V262ZM136 261H138V260H136ZM142 261V260H141ZM198 261H200L201 262V260H198ZM203 261V260H202ZM205 261V260H204ZM203 261V262H204ZM217 261V260H216ZM122 262V263H123ZM199 262V263H200ZM209 262V261H208ZM207 262V263H208ZM218 262V261H217ZM231 262V261H230ZM229 262V263H230ZM28 263H30V262H28ZM92 263V262H91ZM120 263V262H119ZM118 263V264H119ZM131 263H132V261H131ZM135 263V262H134ZM137 263V262H136ZM202 263V262H201ZM220 263V262H219ZM225 263V262H224ZM62 264V263H61ZM88 264V263H87ZM93 264H94V261H93ZM98 264H101V263H99L98 262ZM106 264V263H105ZM113 264V263H112ZM133 264V263H132ZM145 264V263H144ZM212 264V263H211ZM226 264H227V262H226Z\"/></svg>",
    "mask_w": 264,
    "mask_h": 264
}]
</instances>
